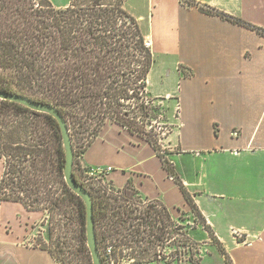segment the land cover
<instances>
[{
  "label": "crops",
  "instance_id": "0c3cea01",
  "mask_svg": "<svg viewBox=\"0 0 264 264\" xmlns=\"http://www.w3.org/2000/svg\"><path fill=\"white\" fill-rule=\"evenodd\" d=\"M129 1L124 9L151 42L153 58L174 76L170 89H148L178 105L161 141L167 159L230 263L264 264V36L198 10L212 8L264 30V0ZM80 162L110 168L111 188L129 183L177 220L189 211L154 149L116 124L101 128ZM2 172L0 159V178ZM40 219L41 212L0 201V264H56L48 249L29 243ZM200 238L209 253L199 264H225L207 234Z\"/></svg>",
  "mask_w": 264,
  "mask_h": 264
},
{
  "label": "trees",
  "instance_id": "16d2710c",
  "mask_svg": "<svg viewBox=\"0 0 264 264\" xmlns=\"http://www.w3.org/2000/svg\"><path fill=\"white\" fill-rule=\"evenodd\" d=\"M180 1L195 6L191 0ZM124 2L70 0L66 6H57L50 0H0V91L50 104L65 120L73 147V178L92 198L98 250L109 244L116 259L125 256V249H131L129 256L134 260H149L150 248H131L141 247L148 231L140 230L138 216L134 217L139 220L136 226L132 224V217L126 215L128 210L122 207V202L130 199L129 193L148 200L129 183L124 189L111 191L99 183L86 186L74 169L75 135L85 141L82 155L101 128L113 123L154 149L167 176L179 186L189 210L200 220L225 264H231L175 174L168 152L160 150L155 134L146 132L155 116V102L164 98H153L148 92V74L154 58L144 45L137 21L125 11ZM198 10L264 36L261 28L215 9ZM0 159L1 202L20 203L27 211L51 212L62 218L67 216L69 205L76 203L81 222L85 221L83 202L63 178L65 151L58 124L51 116L0 100ZM152 221L145 220L151 227L155 225ZM130 226L134 230H128ZM149 233L155 239L149 245L165 236L163 230ZM176 235V255H182L181 249L193 255L189 236L180 226ZM200 260L191 258L189 262L199 264Z\"/></svg>",
  "mask_w": 264,
  "mask_h": 264
},
{
  "label": "rangeland",
  "instance_id": "374dc122",
  "mask_svg": "<svg viewBox=\"0 0 264 264\" xmlns=\"http://www.w3.org/2000/svg\"><path fill=\"white\" fill-rule=\"evenodd\" d=\"M134 2L135 0H130L129 4L133 5ZM173 81L174 76L168 74L161 65L159 59H154L147 81L150 93H160L165 88L170 89L171 86L174 85ZM155 105L157 106L156 112L154 113L155 116H153L152 121L147 124L146 132L155 134L159 141L160 150H165L167 152V150L161 146V141L164 140L174 126L177 117V105L174 101H171V99L158 100L155 102ZM74 141L76 154L74 169L78 179L82 183L85 182L86 186L92 183H99L111 191L112 188L105 178H98L97 181H95V179L88 180L85 178V168L82 167L80 162L82 156L81 151L83 145H85V141L77 135H75ZM163 155L166 157V153ZM99 167L108 168L104 166ZM131 194L132 193L128 194L131 200L127 198V200H125L126 203L122 202V207L128 210L126 215H130V218L132 217L130 220L132 224L136 226V221L139 220L134 219V217L138 216L141 218V223L139 225L140 230L148 231L146 233V238L140 243L141 247L133 245L131 248H136V250L150 248L149 254H147L149 260H134L129 256L131 249H125V256L118 259L119 264H190L189 260L191 258H202L203 255L209 253L208 246H205V243H203L200 238V233L204 232L200 226V220L193 215L190 210L180 211L177 220L175 217H171L168 212H165L160 204L150 203L149 201L142 200L136 195L132 196ZM129 210L134 211L129 213ZM145 220H153L152 222H155V225L151 227ZM178 226L181 227L183 233H187L189 236L190 241L188 245H191L190 250L193 255H190L187 249L186 252H184V249H181L182 255H176L178 250L176 229ZM33 230L35 231V237L29 241L31 246H40L48 249L55 259L56 264H92L85 239V221L81 222L76 203L69 205V212L64 218L55 213L41 212V219L33 226ZM128 230L134 229L130 226ZM149 230H163L165 236L162 240L155 241L153 245H149L150 240H155L153 237H149ZM43 234H45V241H43ZM207 243H209V245L213 244L209 238L207 239ZM107 246L108 245L103 244L99 247L101 259L103 258ZM155 253L156 256L153 255Z\"/></svg>",
  "mask_w": 264,
  "mask_h": 264
},
{
  "label": "water",
  "instance_id": "95a60500",
  "mask_svg": "<svg viewBox=\"0 0 264 264\" xmlns=\"http://www.w3.org/2000/svg\"><path fill=\"white\" fill-rule=\"evenodd\" d=\"M0 100L19 104L33 112L47 114L57 122L65 151L63 178L69 190L79 197L84 204L85 238L92 264H102L95 234L92 198L89 192L82 188L73 178V147L65 120L54 106L31 100L25 96L0 91Z\"/></svg>",
  "mask_w": 264,
  "mask_h": 264
},
{
  "label": "built area",
  "instance_id": "2783aa9c",
  "mask_svg": "<svg viewBox=\"0 0 264 264\" xmlns=\"http://www.w3.org/2000/svg\"><path fill=\"white\" fill-rule=\"evenodd\" d=\"M144 45L147 48H150L151 42L148 39H145ZM177 109H178V106H177ZM110 170H111L110 168H102V167H99V166L89 167V168H85L84 176L88 180L95 179V181H97L98 178L101 179L104 176H106L110 172ZM83 184L85 185V182H83ZM107 245L108 246L105 249L103 258L101 259V261L103 260L102 263L103 264H119L118 263V259H116L115 256H114L113 247L110 246L109 244H107ZM124 254H125V252H124Z\"/></svg>",
  "mask_w": 264,
  "mask_h": 264
}]
</instances>
